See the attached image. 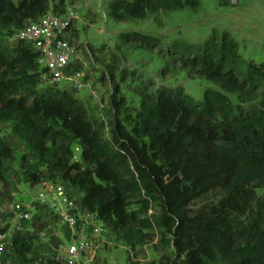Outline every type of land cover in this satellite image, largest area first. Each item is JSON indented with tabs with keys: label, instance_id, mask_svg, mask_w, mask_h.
Listing matches in <instances>:
<instances>
[{
	"label": "trees",
	"instance_id": "obj_1",
	"mask_svg": "<svg viewBox=\"0 0 264 264\" xmlns=\"http://www.w3.org/2000/svg\"><path fill=\"white\" fill-rule=\"evenodd\" d=\"M230 1L220 0V5ZM199 3L116 0L108 16L138 21ZM65 7V0H0V126L8 127L13 143L24 148L21 163L28 164V154L41 167L23 172V181L64 186L81 211L130 249L157 229L173 251L160 264H264V195L257 194L264 189V67L245 60L228 32L213 34L202 45L173 42L166 72L178 67L215 88L206 87L202 101H195L180 88L144 93L141 87L137 107L123 97L112 100L116 115L105 126L88 119L73 93L49 84L38 91L47 84L38 56L28 44L13 40L28 21L50 11L63 15ZM125 35L122 42L150 50L159 41ZM75 144L81 147L76 160ZM14 155L15 147L0 135V181ZM215 193V201L193 208ZM152 205L158 212L148 218ZM33 210L30 220L20 221L30 228L17 230L11 241L0 229L5 251L20 264H60L50 256L33 257L34 235L43 238L38 235L42 218L58 220L35 202Z\"/></svg>",
	"mask_w": 264,
	"mask_h": 264
},
{
	"label": "rangeland",
	"instance_id": "obj_2",
	"mask_svg": "<svg viewBox=\"0 0 264 264\" xmlns=\"http://www.w3.org/2000/svg\"><path fill=\"white\" fill-rule=\"evenodd\" d=\"M65 1V11H71L75 16L66 33V37L72 36L73 40H69L78 52V62L72 73H81L83 78L79 80L78 87L68 81H61L53 87L73 93L85 107L88 119L101 121L105 126L110 127L116 115L112 100L123 97L128 106L137 107L141 87L144 93H152L160 87L180 88L195 101H202L206 87L215 88L203 79L189 78L178 67H171L166 72L169 46L173 42L202 45L213 34L228 32L245 60L264 67V0H231L227 6L220 5V0H200L199 6L194 9L185 8L168 14L148 15L138 21L122 22L113 21L108 16L109 5L116 0ZM134 33L157 38V47L150 50L147 46L120 39L125 34L131 36ZM47 85L42 83L37 90H46ZM228 96L237 102L235 95ZM9 132L8 127L0 126V135L15 147V155L7 162L2 173L4 179L0 181V229L5 228L11 241L17 230L29 229L31 224L17 221L10 204L27 205L36 201L41 186L24 182L23 172H33L41 167L28 154V164L21 163L24 148L13 143ZM80 151V145L75 144L74 160L79 159ZM257 194L263 196L264 189ZM216 197V193L208 195L196 201L193 208L211 203ZM29 211L34 216L33 208ZM157 212L152 205L147 217L152 218ZM48 222L50 228L43 223L45 230L42 228V231L47 233L43 238L34 235L36 251L33 257L38 260L56 253L58 242L54 241V245L49 242L52 229L64 231L57 219L51 217ZM98 224L102 227L100 222ZM63 243L68 245L64 239ZM96 245L91 264H160L164 257L173 256L170 240L162 242L155 228L149 231L143 245L130 249L102 227ZM20 263V259L8 249L0 256V264Z\"/></svg>",
	"mask_w": 264,
	"mask_h": 264
},
{
	"label": "built area",
	"instance_id": "obj_3",
	"mask_svg": "<svg viewBox=\"0 0 264 264\" xmlns=\"http://www.w3.org/2000/svg\"><path fill=\"white\" fill-rule=\"evenodd\" d=\"M16 1V0H15ZM75 16L71 11L63 15L52 11L37 19L28 21L14 36L13 40L28 44L38 56L40 68L44 70L43 80L49 85H56L61 81H68L78 87L81 73L70 70L78 62L76 47L66 37ZM35 203L45 206L58 218L60 225L66 229L64 240L56 247V254L51 259L60 264H91L96 242L100 240L102 229L94 218L81 211L77 198H73L62 185L41 183ZM33 203L24 205L16 202L10 204V210L17 221H28L31 218L30 208ZM44 237L46 231H40ZM6 247V235L0 234V256Z\"/></svg>",
	"mask_w": 264,
	"mask_h": 264
},
{
	"label": "crops",
	"instance_id": "obj_4",
	"mask_svg": "<svg viewBox=\"0 0 264 264\" xmlns=\"http://www.w3.org/2000/svg\"><path fill=\"white\" fill-rule=\"evenodd\" d=\"M42 222H44L46 224V226L49 227V222L45 218H42ZM64 234H65V230L59 232L58 229H56V230L52 229L51 237H49V242L51 243V245H54V244H52L54 241L58 242V241L63 240V238L65 237Z\"/></svg>",
	"mask_w": 264,
	"mask_h": 264
}]
</instances>
